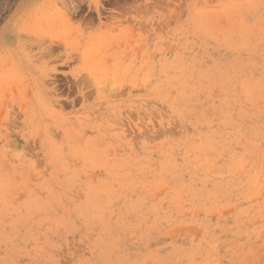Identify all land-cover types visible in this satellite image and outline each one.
Segmentation results:
<instances>
[{"label":"rangeland","instance_id":"374dc122","mask_svg":"<svg viewBox=\"0 0 264 264\" xmlns=\"http://www.w3.org/2000/svg\"><path fill=\"white\" fill-rule=\"evenodd\" d=\"M0 264H264V0H0Z\"/></svg>","mask_w":264,"mask_h":264}]
</instances>
